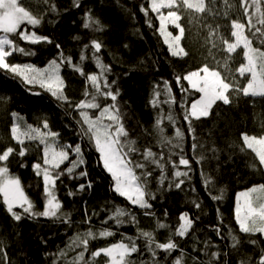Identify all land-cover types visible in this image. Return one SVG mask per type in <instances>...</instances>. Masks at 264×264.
Segmentation results:
<instances>
[{"label":"trees","instance_id":"obj_1","mask_svg":"<svg viewBox=\"0 0 264 264\" xmlns=\"http://www.w3.org/2000/svg\"><path fill=\"white\" fill-rule=\"evenodd\" d=\"M17 2L41 19V24L35 27L22 24L20 31H35L52 43L33 44L20 39L18 34H10L19 47L35 55L14 52L8 62L44 69L62 51L86 75H101L94 53L103 64L109 65L111 71L103 73L101 80L106 78L110 90L118 91L119 95L115 102L103 96H97V101L102 107L112 103L119 107L127 139L135 141L137 149L131 159L146 163L145 169L136 170L137 175L141 171L151 172L146 191L154 198H148L152 207L143 209L114 191V180L103 167L94 142L82 134L87 125L78 123L82 117L76 105L91 99V95L85 96L86 91L95 94L84 75L67 62L61 64L64 94L68 97L67 101H61L39 84L28 85L20 77L0 69V153L7 147L15 149L0 166L6 164L10 175L20 179L34 211H43L46 204L42 177L37 176L33 168L41 162L43 146L38 141L25 140L23 147L28 152L23 157L17 155L20 146L12 138L13 124L19 123L22 130L27 125L42 129L43 122L47 121L48 128L59 134L57 146L79 145L85 161L69 175L66 168L76 159V154L69 151V159L56 170L64 172L54 189L62 205L59 218L23 215L17 221L7 212L0 196V264H73L74 261L76 264H105L108 260L104 255L93 260L91 253L121 240L128 243V238L135 240L139 248L129 257L131 264H174L179 257L182 264H259L264 255V235L240 232L235 206L240 191L264 184V166L251 150H241L244 148L242 133L264 135V97L230 92V104L217 101L207 117L192 119L194 131L189 130L188 121L184 119V108L190 107L201 95L183 80L187 73L207 65L220 71L227 82H235L241 88L245 86L246 77L240 78L236 71L244 63L242 49L229 57L221 42V37L232 41V20L246 23L243 0H205L204 13L186 11L181 6L179 23L185 30L181 43L188 53L181 57L173 56L164 43L157 14L149 10L145 15L141 10L150 9L149 0H79V7L73 6L74 0ZM247 5L255 23V5L252 0H247ZM260 7L264 11V0H260ZM89 11L103 25L102 31L84 27ZM171 28L176 30L173 25ZM247 34L251 37V33ZM92 41L102 44L99 52H95ZM253 46L260 47L255 39ZM81 56L85 58L81 60ZM177 76L181 77L179 84ZM165 82L171 86L175 103L165 102L169 100ZM181 86L188 91L182 92ZM156 91L160 93L158 98ZM153 99H158L155 106ZM85 110L91 115L99 114L98 109ZM169 115L173 117L171 121ZM177 128L183 133L182 140L176 136ZM147 149L156 153L158 159L162 157L163 168L145 161L143 153ZM181 156L189 160L188 166L179 165ZM173 163L178 167L173 168ZM176 170L187 172L188 176L175 177ZM81 171H87V176H80ZM181 179L184 183L175 187ZM205 180L210 182L205 185ZM89 181L90 188L87 187ZM80 184L86 185L83 191L79 190ZM221 194L220 200L211 198ZM194 203H199L200 207L196 208ZM117 208L131 212L136 222L131 223L129 217H124L123 224H116L110 217ZM15 210L22 212L18 207ZM182 213H187L194 224L188 235L174 236ZM158 221L169 228H158ZM89 230L96 234L108 230L114 235L89 239L84 260L78 261L83 246L78 247L73 241ZM141 230L153 233L155 240L161 243L171 236L179 247L171 253L157 250L153 257L140 236ZM233 236L240 241L236 247L232 246ZM217 252L220 255L213 256Z\"/></svg>","mask_w":264,"mask_h":264},{"label":"snow or ice","instance_id":"obj_2","mask_svg":"<svg viewBox=\"0 0 264 264\" xmlns=\"http://www.w3.org/2000/svg\"><path fill=\"white\" fill-rule=\"evenodd\" d=\"M255 5L256 21L253 22V16L248 12L247 0H243L244 12L247 17L246 23L239 22L237 20L231 21L230 35L233 38L230 42L228 39L221 37V42L225 46L224 51L229 54L236 53L238 49H242V59L244 63L236 69L240 76L248 75L249 79L244 87H239L235 82H227L225 77L221 75L220 71L210 69L207 65L202 66L197 71H192L183 76V80H186L192 90L200 93V98L194 100L190 107H185L184 119L188 121L189 130L192 129V119L199 120L201 117H207L212 109L213 105L217 101H222L224 104H230L231 99L230 92H236L244 96H260L264 97V11L261 10L260 0H252ZM149 8H142L141 10L147 15L148 11L157 13L160 26L159 33L163 37L164 43L168 45L169 51L173 56H186L188 53L181 45V40L184 37V28L179 21L182 19L179 9L181 6L186 11H194L196 13H204L206 11L205 0H149ZM74 7H79V0H74ZM162 9H168L165 15ZM176 9V10H173ZM55 9L53 8V11ZM24 23L32 25L33 27L41 24V19L34 16L31 12L27 11L24 7L19 6L17 0H0V69L12 73L15 76L20 77L26 84L34 85L39 84L46 91L50 92L52 96L58 100L67 101L68 97L64 94V81L60 76L61 64L67 62L81 75L85 76V79L90 82L91 86L95 89V94L85 92V96L91 95L90 100H82L76 108L80 109L79 115L82 117V125H87L86 129H83V136H86L90 141L94 142L96 150L100 153V159L103 162V167L111 174L114 180V191L120 196L125 197L132 205H138L143 209H150L152 205L148 202V198H154L153 194L146 191L147 177L151 175V172L141 171L137 175V169H145L146 163L133 162L131 154L136 152L137 149L134 146L135 141L128 140V132L123 124V117L119 107L115 104H106L103 107L97 101V96H103L104 98H111L113 102L117 100L119 92H113L110 90L107 79L101 80V75L105 72L111 71L109 65H105L101 62L99 56L94 58L101 69V75L98 74H85L83 69L78 65L71 63V57H65L63 52H59L58 57L49 62L47 68L40 69L34 65L25 64H9L8 57L14 52H20L24 55H35L30 51H25L24 48L19 47L13 39L10 38V34H18L20 39L28 41L29 43H52V41L46 36L37 35L35 31L29 32L27 29L20 31V26ZM150 23V22H149ZM171 24L179 30L177 35H173L172 32L167 31V25ZM85 28H94L96 31H102L103 25L100 21L94 18L89 11L86 13ZM251 33V37L247 34ZM214 34V33H212ZM253 39L257 41L260 47L253 46ZM215 47V44H213ZM59 49V45H56ZM85 47H88L87 45ZM92 47L95 52H99L102 48V44L99 41H92ZM85 57L81 56V60ZM227 67V62H225ZM181 80L180 76L176 77V82L179 84ZM115 83V82H113ZM102 84L104 89L102 90ZM158 87V86H157ZM165 89L169 96V100L166 103H175V97L172 96L171 86L168 82H165ZM181 91L186 92L188 89L181 86ZM38 95V93H37ZM160 93L155 92V97H159ZM158 103V99H153L152 104L155 106ZM85 109H98V115H91L89 111ZM13 116L18 117V114L13 113ZM19 118V117H18ZM171 121L173 117L168 116ZM105 120L108 123H105ZM160 121H157L159 124ZM11 134L13 140L20 146V150L17 155L23 157L28 152V149L24 148L25 140L38 141L42 148V158L40 163L33 165V168L37 176L42 177L44 196L46 204L44 210L41 212L34 211V205L25 194L20 179L10 175L9 169L6 164L0 166V196H2L3 204L6 206V210L11 216L19 221L23 215H28L32 218L37 216L54 217L59 218L58 213L62 208L61 203L58 201L54 189L56 181L60 176L64 175V172H58L60 165L64 161L69 159V151L76 154V159L70 161L71 167L66 168V172L71 175L75 169L79 168L85 163L83 158V152L79 145L74 148L70 145L57 146L56 140L59 136L58 133L52 132L48 128L47 121L43 122L41 128H33L31 125H27L25 129H21L19 123L13 124L11 128ZM176 136L183 139V133L180 129H176ZM241 140L244 148L241 150H251V152L257 158L259 164L264 166V135L257 137L256 135H249L247 133L241 134ZM179 146V145H177ZM195 147V145H193ZM15 152L12 147H7L2 153H0V162L8 161L9 157ZM145 161L154 164L160 168L164 165L160 163V159L157 158V154L152 152L151 149L145 150L143 153ZM179 165L188 166L189 160L183 156L179 158ZM173 168L178 166L173 163ZM80 176H87V171H81ZM175 177H186L187 172L176 170ZM163 178H161V183ZM210 181L205 180V185ZM184 180H179L175 184V187L179 188ZM87 187H91V181L88 182ZM86 188L85 184L79 185V190L83 191ZM70 195L72 193H69ZM211 195V193H209ZM239 197H243V212L241 211V204L237 202L235 210V219L239 225V230L242 233H260L264 235V184L258 187H253L246 192L239 194ZM214 200H220L223 198L222 194L211 197ZM196 208L200 207L199 203H194ZM19 208L22 212H17L15 209ZM146 215H152V213H145ZM165 215H167L165 213ZM124 217H129V222L135 223V216L126 209H115L110 219L114 220L116 224H123L125 222ZM64 219L67 220L68 216L65 214ZM194 221L189 217L187 213H182L179 217V224L174 232V236L184 237L188 235L191 230ZM157 227L161 229L169 228V225L158 221ZM219 234V229H216ZM114 235L113 232L108 230L100 231L98 234L93 233L91 230L86 232L83 237L77 236L73 243L76 246H83L77 257L78 261L84 260V253L88 250L89 239H96L99 237H108ZM140 236L146 241V246L155 257L157 250H163L164 252L171 253L178 249L179 245L170 236L164 243L155 240L153 233L147 231H140ZM128 243L123 240L111 244L108 247L99 248L91 253L93 260L96 257L104 255L108 264H131L129 257L139 251L135 240L128 238ZM232 246L236 247L240 241L233 236ZM63 255V253H62ZM220 253H213V256L218 257ZM73 264H76L74 261ZM91 264V262H90ZM174 264H182V257L175 260ZM259 264H264V255L261 256Z\"/></svg>","mask_w":264,"mask_h":264},{"label":"rangeland","instance_id":"obj_3","mask_svg":"<svg viewBox=\"0 0 264 264\" xmlns=\"http://www.w3.org/2000/svg\"><path fill=\"white\" fill-rule=\"evenodd\" d=\"M173 10H176V9H173ZM167 11H168V9H162V12L166 15L167 14ZM157 14V13H156ZM158 16V15H157ZM171 24H168L167 25V31H169V32H172V34L173 35H177L178 34V32H179V30L178 29H174V28H171ZM0 35H2L1 33H0ZM181 45H182V43H181ZM9 63V62H8ZM9 64H11V63H9ZM20 65H22V64H20ZM61 76V75H60ZM62 77V76H61ZM240 78L242 77V76H239ZM243 77H246V81H245V85L247 84V80L249 79V77H248V75H245V76H243ZM63 78V77H62ZM64 81V80H63ZM64 85H65V83H64ZM200 98V97H199ZM257 137H259V136H257ZM254 187H258V186H254ZM253 188V187H252ZM251 189V188H250ZM249 189H247V190H244V191H240L239 193H238V195H237V202H238V199H239V202H240V204H241V211L243 212V197H239V194L240 193H242V192H246V191H248ZM237 206V205H236ZM105 264H108V262L107 263H105Z\"/></svg>","mask_w":264,"mask_h":264},{"label":"bare ground","instance_id":"obj_4","mask_svg":"<svg viewBox=\"0 0 264 264\" xmlns=\"http://www.w3.org/2000/svg\"><path fill=\"white\" fill-rule=\"evenodd\" d=\"M250 189V188H249ZM247 190V189H246ZM244 191V190H243ZM238 195V194H237ZM236 205H237V203H236ZM235 210H236V206H235Z\"/></svg>","mask_w":264,"mask_h":264}]
</instances>
